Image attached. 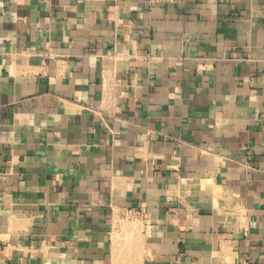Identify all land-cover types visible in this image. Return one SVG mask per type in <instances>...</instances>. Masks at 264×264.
Listing matches in <instances>:
<instances>
[{
    "label": "crops",
    "instance_id": "1",
    "mask_svg": "<svg viewBox=\"0 0 264 264\" xmlns=\"http://www.w3.org/2000/svg\"><path fill=\"white\" fill-rule=\"evenodd\" d=\"M264 264V0H0V247Z\"/></svg>",
    "mask_w": 264,
    "mask_h": 264
},
{
    "label": "rangeland",
    "instance_id": "2",
    "mask_svg": "<svg viewBox=\"0 0 264 264\" xmlns=\"http://www.w3.org/2000/svg\"><path fill=\"white\" fill-rule=\"evenodd\" d=\"M139 227L129 212L117 217L111 232L108 260L104 263L63 262L60 264H141L139 255ZM0 264H56L33 259L15 258L0 247Z\"/></svg>",
    "mask_w": 264,
    "mask_h": 264
},
{
    "label": "built area",
    "instance_id": "3",
    "mask_svg": "<svg viewBox=\"0 0 264 264\" xmlns=\"http://www.w3.org/2000/svg\"><path fill=\"white\" fill-rule=\"evenodd\" d=\"M150 5L156 4H179L183 0H147Z\"/></svg>",
    "mask_w": 264,
    "mask_h": 264
}]
</instances>
